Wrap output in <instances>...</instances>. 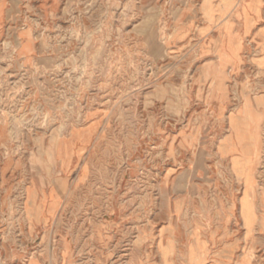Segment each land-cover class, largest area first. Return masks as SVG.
Segmentation results:
<instances>
[{
  "label": "rangeland",
  "instance_id": "rangeland-1",
  "mask_svg": "<svg viewBox=\"0 0 264 264\" xmlns=\"http://www.w3.org/2000/svg\"><path fill=\"white\" fill-rule=\"evenodd\" d=\"M237 263L264 264V0H0V264Z\"/></svg>",
  "mask_w": 264,
  "mask_h": 264
},
{
  "label": "bare ground",
  "instance_id": "bare-ground-1",
  "mask_svg": "<svg viewBox=\"0 0 264 264\" xmlns=\"http://www.w3.org/2000/svg\"><path fill=\"white\" fill-rule=\"evenodd\" d=\"M239 162V161H238ZM250 203V202H249ZM242 205V204H241ZM247 209V208H246ZM250 210V213L249 214H246L249 215V219L251 222H253L254 218H255V215H256V211H255V207L254 206H251V208L249 209ZM245 217V216H244ZM248 221V220H247ZM263 221V220H262ZM244 224H246V222H244ZM249 227V226H248ZM251 229V227H250ZM192 261L194 260L195 263H199L200 261V258H201V255L199 253V251H195L194 254H193V257H192ZM237 264H241V263H237Z\"/></svg>",
  "mask_w": 264,
  "mask_h": 264
}]
</instances>
